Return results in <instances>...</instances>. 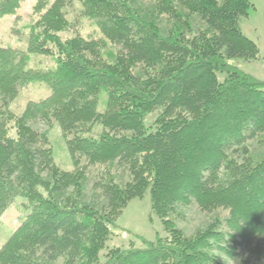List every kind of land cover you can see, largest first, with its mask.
<instances>
[{
    "label": "trees",
    "instance_id": "trees-1",
    "mask_svg": "<svg viewBox=\"0 0 264 264\" xmlns=\"http://www.w3.org/2000/svg\"><path fill=\"white\" fill-rule=\"evenodd\" d=\"M19 1L0 0V17ZM150 1L144 10L136 0H53L24 50L0 45V215L17 197L23 209L0 264L264 261V152L253 151L264 148V81L229 62L257 58L239 26L253 5ZM28 54L48 62L28 67ZM29 82L50 93L16 113L10 105ZM53 123L71 170L54 162ZM92 168L100 199L87 202ZM115 168L128 173L124 183ZM146 191L165 235L102 252ZM189 205L225 213L187 235L172 217Z\"/></svg>",
    "mask_w": 264,
    "mask_h": 264
},
{
    "label": "rangeland",
    "instance_id": "rangeland-1",
    "mask_svg": "<svg viewBox=\"0 0 264 264\" xmlns=\"http://www.w3.org/2000/svg\"><path fill=\"white\" fill-rule=\"evenodd\" d=\"M53 0H20L15 4L7 14L0 17V45L9 46L24 50L26 48L25 36L28 32L29 25L37 18L44 7ZM144 9L151 7L150 0H136ZM253 7L248 11V15L240 18L239 26L247 39L257 48V58L251 61L233 59L229 62L234 64L240 70L248 73L258 80L264 81V0H249ZM108 52L114 51L111 46H106ZM48 61L42 55L28 54V67L38 68ZM50 89L37 82H29L20 89L18 97L10 105V108L16 112H22L28 101L42 99L49 95ZM105 95V94H104ZM104 95L98 103L99 110L104 109ZM153 116H150L152 121ZM45 127L43 124L39 125ZM50 147L54 162L63 170H71L73 165L70 155L66 149L62 132L56 123L47 131ZM253 151L256 153L264 152L262 145H254ZM95 169L87 172L85 187V197L87 202L96 201L98 191L93 188V182L97 178ZM116 180L124 183L128 179V173L123 168L113 170ZM22 198L17 197L15 201L7 207L0 215V247L5 243L10 234L19 224L23 216L22 206L19 202ZM99 203V201H97ZM225 211L216 210L211 213L202 212L194 205L181 207L173 215L172 219L175 225L185 234H192L198 229L204 228L217 215H223ZM156 235L163 236V229L160 219L150 209V197L148 191L140 198L131 199L122 213L116 220V225L112 227V235L107 241L104 250L114 246L135 247L144 246L145 241H152ZM225 264H234L225 261ZM258 264H264V261Z\"/></svg>",
    "mask_w": 264,
    "mask_h": 264
}]
</instances>
